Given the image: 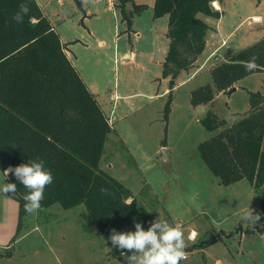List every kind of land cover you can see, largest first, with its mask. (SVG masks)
Wrapping results in <instances>:
<instances>
[{
    "label": "rangeland",
    "instance_id": "rangeland-1",
    "mask_svg": "<svg viewBox=\"0 0 264 264\" xmlns=\"http://www.w3.org/2000/svg\"><path fill=\"white\" fill-rule=\"evenodd\" d=\"M154 1L125 3L127 14L133 3L143 6L130 16L127 29L119 0L114 6L83 0V10L75 0H40L62 40L77 39L68 46L70 57L87 84L95 86L91 88L111 124L99 166L130 190L138 207L151 214L153 226L137 232L139 245L121 257L111 254L83 204L32 208L17 231L19 205L7 178L11 169L0 167V264H264L259 193L245 179L221 184L197 150L214 132L246 116L247 92L263 91L264 72L248 74L243 84L237 81L239 90L215 91L213 100L194 106L190 90L209 82L212 68L231 54L204 60L193 80L183 81L181 71L165 120L170 81L162 76L161 61L168 46L167 16L153 17ZM218 1L212 7L219 20L200 14L212 26L216 44L228 41L238 50L260 39L264 0H237L239 8L231 7V0ZM208 111L224 121L211 133L200 121ZM261 150L264 154V143ZM192 229L196 236L190 239ZM211 234L216 242L204 243Z\"/></svg>",
    "mask_w": 264,
    "mask_h": 264
},
{
    "label": "trees",
    "instance_id": "trees-1",
    "mask_svg": "<svg viewBox=\"0 0 264 264\" xmlns=\"http://www.w3.org/2000/svg\"><path fill=\"white\" fill-rule=\"evenodd\" d=\"M130 1L119 4L127 27L143 8L133 3L127 14ZM213 1H154L153 17L168 16V49L161 62L162 76L170 81L165 120L177 74L192 67L206 45L209 25L200 14L220 16ZM64 49L36 0H0V167L11 166L7 178L19 205L17 231L32 208L83 204L111 254L121 257L139 245L137 232L153 226L152 216L100 168L111 124ZM253 72H264V36L215 65L211 82L190 91L191 104L213 100L215 91ZM247 93L246 116L214 132L197 150L221 184L248 180L259 193L264 217V89ZM200 121L210 133L224 123L211 111Z\"/></svg>",
    "mask_w": 264,
    "mask_h": 264
},
{
    "label": "crops",
    "instance_id": "crops-1",
    "mask_svg": "<svg viewBox=\"0 0 264 264\" xmlns=\"http://www.w3.org/2000/svg\"><path fill=\"white\" fill-rule=\"evenodd\" d=\"M37 1V3H38V5L40 6V8H41V10H42V12H43V14L47 17V19L50 21V23H51V19H50V17H49V15H47V13H46V11H45V9H44V6H43V4L42 3H40V0H36ZM120 1V0H119ZM220 2H222V1H220ZM220 2L218 1V0H215V1H213V5H215V6H217V5H219L220 4ZM231 7H236V8H239V6L238 5H235V2H237V0H231ZM83 4V0H81V5ZM119 4H120V2H119ZM226 7H228V4H226ZM233 7V8H234ZM114 9V8H113ZM120 9V8H119ZM116 10V9H115ZM85 12V11H84ZM86 12H88V11H86ZM88 14L87 13H84V16H87ZM167 16V15H166ZM253 16V18H259V15H257V14H253L252 15ZM209 17V16H208ZM221 17V15L219 16V17H216L217 18V20H219V18ZM205 22H206V24L207 25H209V23L206 21V19H203ZM122 21V23L124 24V26L126 25V23H125V21L124 20H121ZM167 22H168V16H167ZM167 22H166V26H167ZM51 25H52V27H53V29L56 31V29H55V26H53V24L51 23ZM125 27H127V25L125 26ZM127 29H131V27L129 26V27H127ZM167 29H168V26H167ZM167 29H166V32H165V34L167 33ZM226 29H227V27H225L223 30V32H225L226 34L228 33V29H227V31H226ZM211 30H213L212 29V26L211 25H209V29L207 30V33H206V39H205V43H206V45H205V47H204V50L197 56V58H196V62L197 63H195L194 62V64H193V67H190V69H187V70H181V71H184L185 72V78L184 79H182L183 81H190V80H193L198 74H199V72L200 71H197V69L198 68H200L201 67V63H203V62H205V61H208V60H212V58H219V57H222L223 55H224V57H227L228 55H230V54H232V53H234V52H237V51H239V50H241V49H243V48H245V47H243V48H241V49H238V50H236V48H234L235 46H233L232 44H229L228 43V41H225V45H222L220 42L218 43V44H216L215 43V37H213V32L210 34V32H211ZM233 30V29H232ZM232 30H230V31H232ZM263 30V29H262ZM134 31V30H133ZM57 32V31H56ZM57 34L59 35V38H60V41H61V43L64 45V47H65V52H66V54H67V56H68V58L70 59V61H71V63L73 64V66L77 69V71H78V73H79V75H80V77H81V79L83 80V82L86 84V86L88 87V89L93 93V95H94V97H95V95H96V93H95V89H92L91 87H94L95 88V86L93 85V83L92 82H90V84H87V82L83 79V77H82V75H81V72L79 71V68L77 67V65H75V63L72 61V59H71V55H70V53H69V51H68V49H69V47L68 46H70L71 45V43L70 42H76V38L74 39V40H71V41H68V42H65V41H63L62 40V38H61V36H60V34L57 32ZM136 35H139V32H136ZM264 36V33H263V35L260 37V38H262ZM225 36L221 33V36H220V40L222 41V40H224L223 38H224ZM166 39H167V44H168V38H167V35H166ZM256 41V40H255ZM254 42V41H253ZM98 43L99 44H104V40H102V39H99L98 40ZM235 43V42H234ZM236 45L238 44V43H235ZM167 49H168V46H167ZM166 52H167V50H166ZM166 54V53H165ZM226 54V55H225ZM165 57V56H164ZM229 57V56H228ZM223 58V57H222ZM164 59V58H163ZM205 60V61H204ZM162 62V61H161ZM197 65V66H196ZM181 71H180V73H181ZM180 73H178V74H180ZM209 75H210V73H209ZM247 77V76H246ZM246 77H244V78H242L241 80H239V82H242V84H243V82H244V80H246ZM168 78V77H167ZM209 82H211V80L209 81ZM209 82H207V83H209ZM234 86H236V85H234ZM236 90H239V88H237L236 87V89H235V91ZM191 91V90H190ZM115 96L114 95H112L111 96V98H114ZM96 98V97H95ZM97 100V99H96ZM99 104V103H98ZM201 107V106H200ZM105 114V113H104ZM165 146L164 145H161V149H164L165 150ZM10 169H7V171H9ZM58 204V203H57ZM52 206V205H51ZM74 208V207H73ZM191 231H194L195 232V236H196V231L194 230V229H192Z\"/></svg>",
    "mask_w": 264,
    "mask_h": 264
},
{
    "label": "water",
    "instance_id": "water-1",
    "mask_svg": "<svg viewBox=\"0 0 264 264\" xmlns=\"http://www.w3.org/2000/svg\"><path fill=\"white\" fill-rule=\"evenodd\" d=\"M75 2L77 4L78 8H80L81 10H83V7L81 5V0H75ZM235 89H236V87L233 86L231 90H235ZM216 240H217V237L214 234H211L210 237H209V239L208 240H205L203 242L204 243H207V244H212V243H215ZM107 249L109 250L110 247L108 246Z\"/></svg>",
    "mask_w": 264,
    "mask_h": 264
},
{
    "label": "built area",
    "instance_id": "built-area-1",
    "mask_svg": "<svg viewBox=\"0 0 264 264\" xmlns=\"http://www.w3.org/2000/svg\"><path fill=\"white\" fill-rule=\"evenodd\" d=\"M107 3H109L110 5H113L114 6V0H105ZM195 237V234H194V231H191V233L189 234V238H194Z\"/></svg>",
    "mask_w": 264,
    "mask_h": 264
},
{
    "label": "bare ground",
    "instance_id": "bare-ground-1",
    "mask_svg": "<svg viewBox=\"0 0 264 264\" xmlns=\"http://www.w3.org/2000/svg\"><path fill=\"white\" fill-rule=\"evenodd\" d=\"M254 19H258V17L257 18H254ZM8 169H11V166H8ZM194 234H195V232H194Z\"/></svg>",
    "mask_w": 264,
    "mask_h": 264
}]
</instances>
